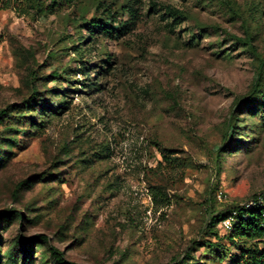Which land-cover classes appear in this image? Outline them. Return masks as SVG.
Masks as SVG:
<instances>
[{
	"label": "rangeland",
	"instance_id": "obj_1",
	"mask_svg": "<svg viewBox=\"0 0 264 264\" xmlns=\"http://www.w3.org/2000/svg\"><path fill=\"white\" fill-rule=\"evenodd\" d=\"M31 2L0 7V212L23 215L0 219V264H55L51 247L83 264H234L241 243L212 218L264 191V102L242 105L264 0Z\"/></svg>",
	"mask_w": 264,
	"mask_h": 264
},
{
	"label": "trees",
	"instance_id": "obj_2",
	"mask_svg": "<svg viewBox=\"0 0 264 264\" xmlns=\"http://www.w3.org/2000/svg\"><path fill=\"white\" fill-rule=\"evenodd\" d=\"M31 6L39 14L54 12L56 9L61 8L64 5L71 4L75 0H31ZM13 0H0V7L7 9L10 8ZM98 21L99 24H91V27L96 30L100 28L107 30V26L100 20H91L90 23ZM93 30V31H94ZM256 76L253 82V85L250 89V93L246 96V99L242 102L248 110L254 111L257 109L261 102H264V58L260 60V63L255 72ZM37 92V91H36ZM27 108L31 109L36 105V99L32 95L25 102ZM238 104V103H237ZM22 105V106H24ZM241 104H238L239 106ZM10 108L0 110V121L4 120L9 116ZM226 146L220 147V150H225ZM264 194V191L262 192ZM154 199H160L161 204L169 205L170 199L163 191L159 188H156L153 191ZM257 195H254L256 197ZM236 212L234 215L233 212ZM22 214L16 210H5L0 212V219H12L15 217L22 218ZM233 216V229L231 231H226V238L231 241L232 244H240L239 251L240 254L237 255L234 259V264H264V248H260V244L264 242V205H253L247 207L246 205H234L231 209L226 210L225 212H220L215 215L212 226H220V223L225 218ZM214 233V232H212ZM215 234H217L215 232ZM44 242H47L48 238L44 235L38 236ZM36 238L23 239V245L25 243L33 242ZM210 246H218L217 244H210ZM51 256L55 264H83L72 261H66L63 257V254L59 252L56 248L51 247Z\"/></svg>",
	"mask_w": 264,
	"mask_h": 264
},
{
	"label": "built area",
	"instance_id": "obj_3",
	"mask_svg": "<svg viewBox=\"0 0 264 264\" xmlns=\"http://www.w3.org/2000/svg\"><path fill=\"white\" fill-rule=\"evenodd\" d=\"M219 197L221 198V194L219 195ZM253 198H254L253 201L246 203L244 205H246L247 207H251L255 204L264 205V194L260 193V195ZM233 214L235 215L236 212L234 211ZM233 222H234L233 216H229L221 221L220 227L225 231H231L233 229Z\"/></svg>",
	"mask_w": 264,
	"mask_h": 264
}]
</instances>
